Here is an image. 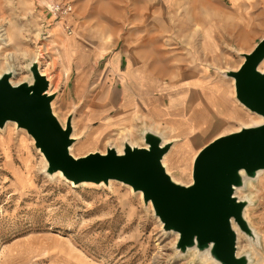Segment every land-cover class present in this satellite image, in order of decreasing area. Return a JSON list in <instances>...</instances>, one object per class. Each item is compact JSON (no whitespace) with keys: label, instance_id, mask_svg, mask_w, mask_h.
Instances as JSON below:
<instances>
[{"label":"rangeland","instance_id":"obj_1","mask_svg":"<svg viewBox=\"0 0 264 264\" xmlns=\"http://www.w3.org/2000/svg\"><path fill=\"white\" fill-rule=\"evenodd\" d=\"M49 1L0 0V76L12 73L13 85L32 82L29 67L36 62L52 85V113L63 127L70 122L73 157L122 150L125 143L144 146L146 117L118 107L117 77L129 65L204 66L208 76L229 84L232 103L241 107L236 119L221 123V134L257 119L235 100L225 76L242 63L243 52H196L197 25L216 0H69L73 14L57 22L47 13ZM195 155L171 145L163 166L173 181L189 185ZM46 166L24 130L14 123L0 129V264H215L196 250L180 253L178 235L163 230L140 192L116 181L73 185L46 174ZM242 189L255 238L251 249L240 238L246 250L238 256L264 264V171Z\"/></svg>","mask_w":264,"mask_h":264},{"label":"water","instance_id":"obj_2","mask_svg":"<svg viewBox=\"0 0 264 264\" xmlns=\"http://www.w3.org/2000/svg\"><path fill=\"white\" fill-rule=\"evenodd\" d=\"M242 63L225 76L233 80L234 98L244 109L264 121V37ZM32 82L12 85V73L0 76V129L14 123L33 140L46 162V174L57 172L73 185L104 184L110 181L140 192L145 205L151 204L165 232L178 235L180 253L196 250L217 264H250L237 255L238 230L249 239L254 232L243 218L248 201L235 190L246 179L264 171V122L222 134L201 148L192 162L191 183L178 184L167 174L162 160L171 144L149 129L143 132V147L123 145L122 152L108 147L104 154L89 153L75 158L71 125L63 127L51 110L53 95L49 82L33 62Z\"/></svg>","mask_w":264,"mask_h":264},{"label":"crops","instance_id":"obj_3","mask_svg":"<svg viewBox=\"0 0 264 264\" xmlns=\"http://www.w3.org/2000/svg\"><path fill=\"white\" fill-rule=\"evenodd\" d=\"M226 4L216 0L212 12L203 13L196 29L199 57H217L228 47L248 54L264 37V0H228ZM199 9L206 10L205 4ZM258 34L257 43L244 52ZM126 67L117 77L119 109L126 115L141 113L147 129L173 147L197 153L222 135V122L242 114L232 103L229 84L208 76L204 66Z\"/></svg>","mask_w":264,"mask_h":264},{"label":"bare ground","instance_id":"obj_4","mask_svg":"<svg viewBox=\"0 0 264 264\" xmlns=\"http://www.w3.org/2000/svg\"><path fill=\"white\" fill-rule=\"evenodd\" d=\"M58 24V23H57ZM60 25V24H59ZM60 27V26H59ZM61 27H62V25H61ZM56 31H58V30H56ZM59 33V32H58ZM61 38V37H60ZM63 44V43H62ZM41 60V59H40ZM43 60V59H42ZM127 68V67H126ZM262 68H264V60L260 63V65H259V67H258V69L259 70H261ZM109 69V68H108ZM5 73H8V72H5ZM41 74H42V72H40ZM43 75V74H42ZM100 75V74H99ZM47 80H48V82H49V90H48V93L50 94L51 92V89H52V85H51V82H50V79L49 78H47ZM231 80V83L233 84V80L232 79H230ZM10 83L12 84L13 82H12V80L10 81ZM28 83L30 84L31 83V81H28ZM107 83V82H106ZM13 85V84H12ZM53 107V102L51 103V108ZM241 108V107H240ZM264 121H263V119L262 118H260V117H258L257 116V119L256 120H254V123H253V125H260V124H262ZM9 123H6V126L8 125ZM62 124V123H61ZM62 126H63V124H62ZM71 138L73 139V137H72V135H71ZM72 147H73V145H71V147H70V149H69V151H70V154H72ZM188 147V146H187ZM189 148V147H188ZM122 152V150H121V148H117V153H121ZM165 157H166V155L163 157V160H162V164H164V159H165ZM195 157V156H194ZM194 157H193V159H194ZM193 159H192V161H193ZM54 176L55 175H59L60 176V173L59 172H57V173H55V174H53ZM61 177V176H60ZM191 183V182H190ZM189 183V184H190ZM241 192H243V189L242 188H238V189H236L235 190V195L237 196V198L238 199H240V200H242V201H248V199L244 196V195H241ZM248 206H250V204H248L246 207H245V209H244V211H243V218L245 219V221L247 222V220H246V213H247V211H246V209L248 208ZM233 226V229H234V231L236 232V235H237V255L239 254V253H241L242 251H244V250H246V249H251L252 248V241L248 238V237H246L243 233H241L239 230H238V228H237V226L235 225V224H233L232 225ZM240 238H244V240H246L245 242H246V244H247V248L246 249H244V250H240V245H242L243 246V243L241 242L240 243ZM207 255V254H206ZM206 255L205 254H203V256H205L206 257ZM209 261H211L212 263H215L213 260H211V259H208ZM215 264H217V263H215Z\"/></svg>","mask_w":264,"mask_h":264},{"label":"built area","instance_id":"obj_5","mask_svg":"<svg viewBox=\"0 0 264 264\" xmlns=\"http://www.w3.org/2000/svg\"><path fill=\"white\" fill-rule=\"evenodd\" d=\"M47 13L54 21H64L73 14V5L69 0H50L47 6ZM64 30L69 33L68 26Z\"/></svg>","mask_w":264,"mask_h":264}]
</instances>
